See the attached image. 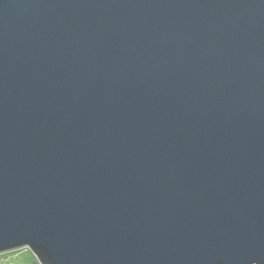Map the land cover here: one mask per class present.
<instances>
[{"label": "water", "instance_id": "obj_1", "mask_svg": "<svg viewBox=\"0 0 264 264\" xmlns=\"http://www.w3.org/2000/svg\"><path fill=\"white\" fill-rule=\"evenodd\" d=\"M264 264V0H0V254Z\"/></svg>", "mask_w": 264, "mask_h": 264}, {"label": "rangeland", "instance_id": "obj_2", "mask_svg": "<svg viewBox=\"0 0 264 264\" xmlns=\"http://www.w3.org/2000/svg\"><path fill=\"white\" fill-rule=\"evenodd\" d=\"M0 264H38L32 252L25 248L22 250L0 254Z\"/></svg>", "mask_w": 264, "mask_h": 264}, {"label": "trees", "instance_id": "obj_3", "mask_svg": "<svg viewBox=\"0 0 264 264\" xmlns=\"http://www.w3.org/2000/svg\"><path fill=\"white\" fill-rule=\"evenodd\" d=\"M34 256V255H33ZM35 257V256H34ZM35 260L37 261V259L35 258ZM38 262V261H37ZM39 264V263H38Z\"/></svg>", "mask_w": 264, "mask_h": 264}]
</instances>
